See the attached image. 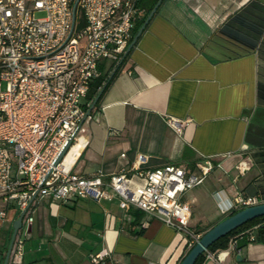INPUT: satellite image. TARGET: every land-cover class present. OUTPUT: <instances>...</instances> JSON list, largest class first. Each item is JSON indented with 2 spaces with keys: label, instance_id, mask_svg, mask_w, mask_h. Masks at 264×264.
Masks as SVG:
<instances>
[{
  "label": "crops",
  "instance_id": "crops-1",
  "mask_svg": "<svg viewBox=\"0 0 264 264\" xmlns=\"http://www.w3.org/2000/svg\"><path fill=\"white\" fill-rule=\"evenodd\" d=\"M245 8L259 16L257 29L262 25L239 32L250 49L217 33ZM146 17L145 9L134 35ZM120 64L78 130L86 143L74 172L116 173L141 152L143 169L174 163L199 173L198 165L210 163L203 182L180 195L190 204V229L201 234L228 215L223 209L237 193L264 201V0H163ZM116 65L100 60V74L81 99L87 110L99 80ZM167 115L189 119L181 134ZM33 206L23 257L10 256L8 264H180L189 250L182 232L144 210L121 208L117 196L64 202L46 195ZM13 210L0 221V264L20 213ZM259 225L264 220L244 229L257 237ZM260 236L240 237L239 251L213 250L220 259L204 251L198 264H264ZM102 249L109 255L93 263Z\"/></svg>",
  "mask_w": 264,
  "mask_h": 264
},
{
  "label": "built area",
  "instance_id": "built-area-1",
  "mask_svg": "<svg viewBox=\"0 0 264 264\" xmlns=\"http://www.w3.org/2000/svg\"><path fill=\"white\" fill-rule=\"evenodd\" d=\"M73 2L0 0V221L10 209H26L10 256L21 261L33 205L46 195L64 202L73 196L97 202L117 196L121 208L144 210L182 232L190 248L201 233L190 229V204L180 195L203 182L210 163L198 165L199 173L174 163L143 169L147 154L141 152L128 169L116 173L73 170L86 143L78 135L87 112L81 99L99 76L101 59L120 61L134 37V22L145 13L139 0H78L75 10ZM188 120L166 116L177 134ZM72 149L73 159L67 161ZM261 201L259 194L237 193L223 212ZM246 234L254 240L242 229L229 236L224 251H239L238 239ZM108 255L102 249L91 261Z\"/></svg>",
  "mask_w": 264,
  "mask_h": 264
},
{
  "label": "water",
  "instance_id": "water-1",
  "mask_svg": "<svg viewBox=\"0 0 264 264\" xmlns=\"http://www.w3.org/2000/svg\"><path fill=\"white\" fill-rule=\"evenodd\" d=\"M162 1L163 0H157L155 5L153 6V8L147 14V17H146L145 21L143 22L141 27L138 29L137 33L134 35L132 41L130 42V44L126 48L122 58L117 63V65L113 68L112 72L107 77L106 81L103 83V85L100 88L99 92L94 97L90 107L88 108V110L86 112L85 117L90 112V110L95 105V103L97 102V100H98L101 92L103 91L105 85L110 80V78L113 76V74L117 70L118 66L123 61L124 57L128 54L130 49L133 47V45L135 44L137 38L142 33V31L144 30L145 26L147 25V23L149 22L151 17L154 15V13L156 12L157 8L162 3ZM77 3H78V0H74V2H73V9L74 10L76 9ZM84 118L81 120V122L79 124V127L81 126V123L84 120ZM68 145H69V143L66 145L64 150L60 153V155L58 156L57 161L64 154V152L66 151ZM25 211H26V209H23L19 213L18 217H16L13 220V222H12V233H11V236H10V239H9V243H8V246H7V249H6V253H5V256H4V260H3L2 264H8V262H9L11 248H12V245H13L17 230L21 226L22 219H23V216L25 214ZM259 216H264V201L259 202L257 204L248 205V206L239 208L235 212L227 215L226 217H224L223 219H221L220 221L215 223L213 226H211L204 233L201 234L200 238L194 243V245H192L189 248L187 253L184 255V257L182 258L180 264H194L196 259L198 258V256L201 253H203L206 249H208V247L214 241H216L218 238L226 235L227 233H229L230 231H232L235 228L239 227L240 225L246 223L247 221L252 220V219H254L256 217H259Z\"/></svg>",
  "mask_w": 264,
  "mask_h": 264
},
{
  "label": "trees",
  "instance_id": "trees-1",
  "mask_svg": "<svg viewBox=\"0 0 264 264\" xmlns=\"http://www.w3.org/2000/svg\"><path fill=\"white\" fill-rule=\"evenodd\" d=\"M157 0H139V6L146 9V15L150 12V10L153 8ZM259 16L256 15L255 12L252 11L251 8H245L242 12L236 13L232 15L230 18V21L225 22L217 31V33L221 36H226L229 38L232 42H237L243 46L244 49H250L252 47V44L249 41H246V38H242L243 36L239 33L242 30L251 32L252 30H261L262 25L260 24V28L257 29V18ZM143 21V20H142ZM243 26V28H241ZM242 36V37H241ZM121 68V64L118 66L117 70L113 74V76L110 78V80L105 85L101 95L113 79V77L118 73L119 69ZM107 75L102 76V78L99 80L97 88L101 87L103 83L106 81ZM101 95L99 99L101 98ZM98 99V101H99ZM238 209L232 210L228 213L231 214L235 212ZM264 220V216L256 217L252 220L247 221L246 223L240 225L239 227L235 228L234 230L230 231L226 235L218 238L216 241H214L209 247L208 250L213 251L217 248L225 247L227 245L229 236L233 233H236L246 227L252 226L254 224L259 223L260 221ZM264 232V225H259L258 227V235L254 238V240H260L261 236L260 234ZM204 258V252L201 253L198 258L196 259L194 264H198L201 262V260Z\"/></svg>",
  "mask_w": 264,
  "mask_h": 264
},
{
  "label": "bare ground",
  "instance_id": "bare-ground-1",
  "mask_svg": "<svg viewBox=\"0 0 264 264\" xmlns=\"http://www.w3.org/2000/svg\"><path fill=\"white\" fill-rule=\"evenodd\" d=\"M73 150H74V149H72V150L67 154V156H66V158H65L67 161H71V160L73 159V154H72V153H73V152H72Z\"/></svg>",
  "mask_w": 264,
  "mask_h": 264
},
{
  "label": "rangeland",
  "instance_id": "rangeland-1",
  "mask_svg": "<svg viewBox=\"0 0 264 264\" xmlns=\"http://www.w3.org/2000/svg\"><path fill=\"white\" fill-rule=\"evenodd\" d=\"M36 15L37 16H42L43 15V12H36ZM193 210H195L197 212V209L196 208H193ZM14 213H16L18 210H13Z\"/></svg>",
  "mask_w": 264,
  "mask_h": 264
}]
</instances>
